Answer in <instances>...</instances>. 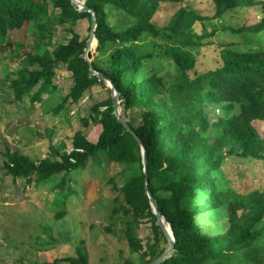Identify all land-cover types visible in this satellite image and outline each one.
Masks as SVG:
<instances>
[{"label": "trees", "instance_id": "obj_1", "mask_svg": "<svg viewBox=\"0 0 264 264\" xmlns=\"http://www.w3.org/2000/svg\"><path fill=\"white\" fill-rule=\"evenodd\" d=\"M209 2L208 16L196 0H86L96 20L92 67L123 97L120 116L145 149L146 187L175 238V252L162 264H264V186L243 193L230 186L224 171L231 159L264 166V130L259 126L264 121V0ZM165 5L177 9L158 25L155 16ZM256 5L261 13L257 22L228 29L244 40L255 36L256 48L221 44L218 65L195 71V53L210 45L207 40L217 32L212 21ZM80 20L90 27V14L78 12L70 0H0V52L9 51L8 61L22 63L6 77L17 104L25 98L41 102L60 64L72 85L55 114L67 103L79 104L95 86L108 94L104 101L92 102L83 120L101 127L95 142L77 131L69 152L52 149L49 158L38 162L6 150L0 154L2 171L28 187L49 186L64 204L73 197L63 188L73 177L79 180L102 164L118 167L108 179L119 203L111 210L112 224L121 225L134 257L122 262L149 264L166 251L167 241L144 193L140 149L116 121L106 82L91 74L84 59L87 36L73 30ZM57 27L69 34L64 43L53 40ZM17 33L29 40H12ZM145 37L151 41L142 46ZM154 59L161 61L159 70L148 68ZM214 216L224 220V227L211 233L203 221ZM142 221L152 234L145 242L137 233ZM47 264H88V259L77 247L74 256Z\"/></svg>", "mask_w": 264, "mask_h": 264}, {"label": "rangeland", "instance_id": "obj_2", "mask_svg": "<svg viewBox=\"0 0 264 264\" xmlns=\"http://www.w3.org/2000/svg\"><path fill=\"white\" fill-rule=\"evenodd\" d=\"M192 2V0H186ZM257 1V0H256ZM200 2L203 14H212L209 0ZM259 5L249 9H237L225 14L212 23L217 32L211 44L196 52L195 71L204 72L218 65L217 47L223 44L242 42V49L256 48L253 35L247 39L233 35L228 29H237L257 22L261 13ZM177 6L165 5L156 14L158 25L166 22ZM210 24V23H208ZM89 23L80 20L73 28L80 36L88 35ZM69 37L64 27H57L54 42L64 43ZM262 38V36H258ZM15 41H28L21 33L11 36ZM142 46L150 42L149 37L141 40ZM246 41V44H243ZM9 51L0 52V154L6 150L19 151L33 161L49 158L54 151L69 152L72 137L80 131L91 142H95L101 127L83 120L89 114L92 102L104 101L108 94L102 87L90 89L77 105L65 104L58 114L54 111L68 93L72 80L64 65L55 70L52 86L41 93V102L31 104L27 98L21 104L13 99L7 75L22 66L21 62H10ZM161 61L154 59L149 69L159 70ZM170 70L169 66L165 71ZM264 130V121L260 122ZM260 129V130H261ZM224 166L230 186L245 193L264 186V166L251 162L230 160ZM85 171L81 177L70 180L64 186L70 189L73 197L64 204L60 202L57 191L49 186H25L21 179L12 181L2 171L0 156V264H47L54 259L74 256L80 248L88 259V264H123V260L133 259L121 233V225L112 224V208L115 194L108 179L119 168L110 165L97 166ZM246 170V171H245ZM259 188V189H260ZM58 198V199H56ZM64 211L63 217H57ZM206 231L215 233L224 227V220L204 219ZM145 242L151 238L149 223L142 221L137 231Z\"/></svg>", "mask_w": 264, "mask_h": 264}, {"label": "water", "instance_id": "obj_3", "mask_svg": "<svg viewBox=\"0 0 264 264\" xmlns=\"http://www.w3.org/2000/svg\"><path fill=\"white\" fill-rule=\"evenodd\" d=\"M70 3L78 12H88L90 14V27H89V32H88L87 39L85 42L84 59L88 64L89 71L91 72V74L106 82L107 86L110 89V97H111V104L113 108V115L116 121L119 124H121L123 128L132 135V137L134 138V140L136 141L140 149L141 165H142V173H143V181H144V193L148 199L151 211L156 218L155 224L157 227L161 229L167 241V245H168V248L166 249V251L162 253L159 257L151 261L149 264H162L169 257H171L173 253L175 252V238H174V235L170 228L169 223L166 222L164 216H162L161 213L158 211L156 200L152 197L151 193L146 187L147 185V178H146L147 177V168H146L147 156L145 153V149L139 137L130 129L126 121L123 120L120 116L121 110L119 107V103L123 100V97H120L119 92L113 86L110 79L104 77L101 73L96 72L92 67L93 53L96 48V39L94 37V31L96 29V20H95L94 12L85 5L86 0H70Z\"/></svg>", "mask_w": 264, "mask_h": 264}]
</instances>
